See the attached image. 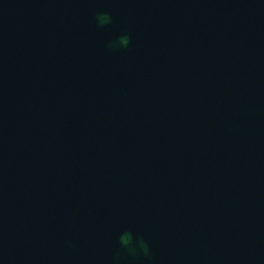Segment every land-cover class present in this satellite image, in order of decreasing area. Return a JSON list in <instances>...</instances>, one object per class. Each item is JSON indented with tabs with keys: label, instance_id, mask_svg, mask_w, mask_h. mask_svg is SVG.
Here are the masks:
<instances>
[{
	"label": "water",
	"instance_id": "1",
	"mask_svg": "<svg viewBox=\"0 0 264 264\" xmlns=\"http://www.w3.org/2000/svg\"><path fill=\"white\" fill-rule=\"evenodd\" d=\"M0 264H264V0H0Z\"/></svg>",
	"mask_w": 264,
	"mask_h": 264
},
{
	"label": "clouds",
	"instance_id": "2",
	"mask_svg": "<svg viewBox=\"0 0 264 264\" xmlns=\"http://www.w3.org/2000/svg\"><path fill=\"white\" fill-rule=\"evenodd\" d=\"M98 19L101 21V23H107L110 21V17L107 16L106 14H102ZM121 43L126 45L128 43L127 38H122ZM121 239H122L123 243H125V244H127L129 242L128 237H122Z\"/></svg>",
	"mask_w": 264,
	"mask_h": 264
}]
</instances>
